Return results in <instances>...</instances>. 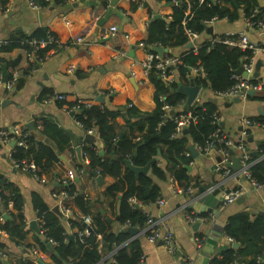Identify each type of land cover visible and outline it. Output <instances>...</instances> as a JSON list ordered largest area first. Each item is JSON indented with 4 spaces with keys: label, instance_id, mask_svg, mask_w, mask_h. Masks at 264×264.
<instances>
[{
    "label": "crops",
    "instance_id": "obj_1",
    "mask_svg": "<svg viewBox=\"0 0 264 264\" xmlns=\"http://www.w3.org/2000/svg\"><path fill=\"white\" fill-rule=\"evenodd\" d=\"M112 1L79 0L52 7L54 10L51 17L45 21L46 31L56 36L61 44L83 38L84 43L80 45L73 44L69 48L51 49L47 52V57L38 64L28 59L27 51L23 48L0 55V58L8 63L18 60L19 64L15 71L19 72L20 77L25 80L21 89H18L16 85L9 91L5 84L0 86V128L10 130L19 125L25 127L39 142L51 147L59 158V162L55 163L47 173L42 174L40 180H37L15 167L11 159L13 151L11 145H0V178L20 193L23 199L22 214L28 229V236L19 247L8 242L9 236L6 233L0 234V241L8 242V246L0 255L4 258L5 264H40V260L44 264H51L48 253L43 252L38 245L39 233L30 229L31 222H36L39 228L40 220L35 207V198H39L52 210L56 207V195L68 184H72L76 191L75 196L78 194L85 196L92 201V204H102L108 209L111 202L106 195V190L115 183V179L102 177V182L98 183L96 177L87 171L89 159L82 161L78 150L82 154L88 135L79 125L76 113L72 112L70 106L79 104L89 108L105 105L109 110L120 113L115 122L123 130L129 119L127 111L136 109L141 113H151L157 107L156 87L150 79V74H147L144 69L149 54L160 55L155 52V49L166 50L162 57L170 54L169 57L180 60L190 52L198 56L199 50L207 43L228 37L236 38L243 33L251 43L264 47V32L247 29L242 10H239L238 18L234 20L225 18L204 25L205 28L201 34L186 29L185 35L189 41L182 47L166 48L160 44L148 46L146 42L150 22L156 20L157 15L162 17L161 20L171 21L174 12L173 4L158 0H118L115 7L117 14L107 19L104 26L100 27L99 22L111 7ZM186 1L189 2V0ZM256 1L260 8L264 7V0ZM229 7L232 9L231 6ZM50 9L36 11L31 7L29 0H11L5 13L0 10V42L21 36H32L35 32L43 30L39 15L49 12ZM111 27H116L118 33L103 41L102 33L110 30ZM208 28L213 29L212 33L208 32ZM191 35L196 37L193 38ZM240 62V68H242V59ZM30 63L36 66L26 75ZM255 63L256 67L258 63L261 67L259 83L256 84L260 89L255 90L253 95L248 94L245 99H239L237 103L234 99L218 98L210 90L197 85L195 80L198 76L192 70V77L188 81L177 79L180 94H182L181 87L189 86L192 80L197 87H200V93L192 106L204 102H211L218 106L217 115L222 131L234 141H239L242 131L248 128L249 137L245 141L248 144L247 150L252 155L253 166L264 160L260 149V145L264 144V54L255 55ZM72 66L76 67L74 73L69 72ZM49 95H64L66 100L48 104L45 99ZM182 95L185 101L178 109L180 112L192 107L187 105L188 97ZM170 112H168L169 116ZM41 120L59 128L65 135V139L45 136L43 129L38 130ZM244 120H249L251 125L245 127ZM131 121L136 122L137 119L133 118ZM29 123L34 124L35 131L27 126ZM94 137L99 145L97 147L99 153L102 151L105 153L106 149L102 146L99 137L96 135ZM194 146L199 157H193L192 164L189 165L191 171L188 172L201 187L191 186L192 196L177 195L174 193L171 179L166 182L156 181L161 189V199L165 204L160 206L156 203L145 206L138 203L136 205L144 214L169 226L177 247L174 255L170 254L161 242L150 243L147 240L146 226L144 229L136 228L139 233L131 235L128 229L133 227L121 226L117 219L112 220L115 233H126L130 237L129 242L141 241L143 264H187L189 262L210 264L214 259H222L227 250H234L235 241L225 234V226L229 219L240 213H248L251 216L264 213V190L255 189L242 176L241 168L236 171L229 168L228 173L223 170L217 171L221 158L218 145V147L212 145L204 154H200L196 145ZM231 151L233 154L230 153ZM255 152L259 154V157L253 155ZM229 154L231 161L234 157L239 159L242 155L237 150H229ZM157 158L159 160L156 162L163 166L164 161L160 159V156ZM226 190H241L242 195L236 203L225 206L222 204L221 197ZM66 204L70 211L67 214L63 213L64 217L60 218L67 235L72 237L80 234V231L68 220L73 218L75 213L80 218L85 217L76 207L73 197H69ZM9 211L17 215L12 206ZM188 214L204 216L207 220L189 222ZM197 224L200 226L195 228ZM83 234L88 236L89 232L85 231ZM197 238L205 239L201 250L196 245ZM34 251H38L39 256L34 254ZM112 255H106L99 264L112 262ZM242 261V257H237L233 264H243Z\"/></svg>",
    "mask_w": 264,
    "mask_h": 264
},
{
    "label": "trees",
    "instance_id": "obj_2",
    "mask_svg": "<svg viewBox=\"0 0 264 264\" xmlns=\"http://www.w3.org/2000/svg\"><path fill=\"white\" fill-rule=\"evenodd\" d=\"M30 1L41 11H47L52 7L79 0ZM158 1L173 4L174 12L171 21L156 19L150 22L146 42L148 46L160 44L166 48L182 47L189 41L185 35L186 29L201 34L204 25L214 20L238 18L239 10L243 11L245 18H249L257 9L259 14L253 20L264 22V7L260 8L256 0ZM10 2L11 0H0V10L3 13L7 11ZM49 34L51 33L41 29L32 36H21L0 42V55L17 48L31 52L30 42L47 41ZM55 47L48 45L41 50L40 58H46L47 52L56 49ZM250 55V51H242L238 47L210 42L199 50L198 56L190 52L180 58L181 65L177 68V79L188 81L192 77L191 69L202 68L205 77H198L195 83L216 95L229 90L235 84L233 75L240 68L241 59L243 63L244 58ZM18 64V60L8 63L0 58V79L4 65L7 66L8 79H11ZM35 66L30 63L26 75ZM149 76L156 87L157 107L151 113H141L136 109L127 111L129 119L123 130L115 122L120 115L117 111H111L105 105L89 108L80 105V110L76 113L77 120L85 131L94 128L95 135L106 149V156L101 157L97 148L99 145L87 141L82 149V161L89 159L87 171L91 175L96 172L103 178L115 179V183L106 190V195L111 199L108 209L102 204H92V201L85 196L79 194L75 196L76 191L72 184L64 187L63 191L74 198V203L81 214L91 219L90 231L85 227V218H80L78 214L75 213L74 217L68 220L71 225L79 228L80 233L89 232L88 236L83 237L76 234L71 239L62 225L61 218L39 198H35V207L40 220L38 245L43 252L48 253L51 264H99L106 255L110 254H113V261L108 264H142L141 241L129 242L130 237L126 233H115L112 220L117 219L121 226L144 229L148 216L132 201L135 200L145 206L156 204L161 199V189L156 181L166 182L171 179L176 187L182 189L189 186L201 187L186 169V166L193 161L192 155L187 157L186 154L190 152V145L206 147L212 142L213 133L218 129L222 130L217 115L218 106L211 102L196 103L180 112L178 109L184 104L185 97L178 92V83L166 84L155 70H152ZM252 82L255 85L259 83V79L253 78ZM24 83V78L20 77L18 89H21ZM50 96L52 95L45 100ZM74 106L76 105L70 108ZM165 106L169 107V111L163 110ZM170 111H174L175 114L169 116ZM189 111L194 113L196 121L189 126L187 134L177 135L175 120ZM133 118L137 121L132 122ZM38 127H41L43 134L49 138L65 139L62 131L50 122L41 120ZM260 149L264 155V144L260 145ZM13 150V159L33 162L38 168L39 176L47 173L55 163L59 162L56 152L39 142L33 135L28 138L25 147L15 146ZM159 156L164 161V165L154 162L148 175L136 177L125 164V161L132 160L134 166L143 168ZM251 173L255 181L264 184V160L252 166ZM10 206L17 215L9 211ZM22 209L23 199L20 193L0 178V231L6 233L9 236L8 242L14 243L17 247L22 246L28 236ZM5 214L12 218L4 220ZM225 234L241 247L237 251L227 250L222 259H214L210 264H233L237 257L243 258V264H264V213L257 216L240 213L231 217L225 226ZM50 241L54 243L51 244L52 252L47 248ZM8 242L0 241V255L8 246ZM3 259L0 257V264H5Z\"/></svg>",
    "mask_w": 264,
    "mask_h": 264
},
{
    "label": "built area",
    "instance_id": "obj_3",
    "mask_svg": "<svg viewBox=\"0 0 264 264\" xmlns=\"http://www.w3.org/2000/svg\"><path fill=\"white\" fill-rule=\"evenodd\" d=\"M30 1V0H29ZM218 1V0H213ZM31 7L36 11H41V9L33 5L31 3ZM259 14V11L256 9L253 14L249 18H245V26L247 29H257L264 32V22L262 21H254L253 19ZM118 33V30L116 27H111L110 30L104 31L101 35V39L103 41H106L111 36H114ZM193 38L196 37V35H191ZM84 43L83 38H77L76 40H73L71 42H68L66 44H61L56 36L53 34L48 35L47 41H37L33 40L30 42L31 45V52H27V57L30 61H35L36 63L41 62L44 58H40V51L43 50L48 45H54L56 46V49H62V48H69L71 45H80ZM213 43H224L229 46H234L240 48L242 51H250V56L245 57L242 63L243 72L247 75V77L244 76H238L234 73L233 79L235 81V84L227 91L222 93H217L216 96L218 98H222L224 100H233V99H245L248 97L249 91H255L260 89L256 84H253V78L254 73L256 72V63H255V55L257 54H264V47H259L257 45H254L249 41L246 34L243 33L240 36L234 37H228L221 40H215ZM8 44V43H7ZM181 65L180 60L176 58L171 57H162L160 55H157L155 53L149 54V57L147 59V62L144 65L145 72L147 74H150L152 70H155L156 73L159 75L160 79H162L163 82L166 84L172 85L177 83V73L176 70L178 66ZM76 70V67L72 66L69 68L70 73H74ZM198 77H205V72L202 68H194L191 69ZM20 78V74L17 71H14L12 78L8 79L7 83L3 82V77L0 79V86L5 84L7 90L11 91L14 89V87L18 84V80ZM66 100V96L64 95H52L50 96L46 101V103H53V102H64ZM72 112L78 113L80 110V105L77 104L76 106L71 108ZM164 111H169V107L165 106L163 108ZM194 113L191 111L187 112L186 114L180 115L176 120L177 129L176 134L180 135L183 133L185 129H188L189 126L192 124V122H195ZM243 124L245 127H249L251 125V122L249 120H244ZM79 125L83 127V125L79 122ZM248 128L244 129L241 133V139L239 141H234L232 138H230L228 135H226L221 129L216 130L213 135L211 136L212 142H210L206 147H200L197 146V149L200 154H204L208 152L209 148L212 145L217 144L220 149V163L217 165V171L223 170L226 173L229 172L228 164H231V156L229 154V150H237L242 153L241 157L238 159L241 164V170H242V176L245 177L251 185L255 189L264 190V184H259L252 176L251 168L253 166L252 161V155L247 150V145L245 142V139L248 137L247 130ZM38 130H42L41 127H38ZM88 136H95V129L91 128L86 131ZM31 136L30 132L25 129V127L22 126H15L11 128L10 130L0 128V145H11L12 149H14L15 146L17 147H25L26 142L28 141V138ZM139 140V139H138ZM13 152H11V159L13 160V163L16 168H19L28 174L32 175L37 180H40L42 177L38 175V168L33 162H28L26 160L23 161H15L13 159ZM192 155L191 152L187 153L186 156L190 157ZM193 157V155H192ZM192 164V163H191ZM190 164V165H191ZM172 183V182H171ZM173 190L174 193L177 195H193V188L189 186L186 189H182L179 187H176L173 183ZM242 195L241 190H226L222 193V204L232 205L236 203ZM69 198V195L66 191H61L58 195H56L57 203L56 207H58L63 214L69 213V208L67 207V200ZM132 203L136 206L138 203L137 201L133 200ZM158 205L162 206L164 205V200L159 199L156 202ZM148 216V215H147ZM187 220L189 222H204V217H199L196 215L188 214ZM85 224L87 226L91 225V219L86 218ZM146 238L150 243H157L161 242L165 245L167 251L174 255L177 251L175 238L173 235V232L169 228L168 225L159 223L154 218L148 216L147 222H146ZM40 231V230H39ZM2 232L0 231V234ZM80 237H83L84 234L80 233ZM232 240V239H231ZM196 245L199 250H201L204 247L205 239L204 238H197L195 240ZM50 244H54L52 241L49 242ZM52 246V245H51ZM2 254V253H1ZM34 254L39 256L38 251H34ZM5 257V256H3ZM144 260V258H143ZM143 264V262H142ZM187 264H192V262H189Z\"/></svg>",
    "mask_w": 264,
    "mask_h": 264
},
{
    "label": "water",
    "instance_id": "obj_4",
    "mask_svg": "<svg viewBox=\"0 0 264 264\" xmlns=\"http://www.w3.org/2000/svg\"><path fill=\"white\" fill-rule=\"evenodd\" d=\"M117 2H118V0H113V1L111 2V7L107 10L105 16H104V17L101 19V21L99 22V26H100V27H103V26H104V24H105V22L107 21V19H109L111 16L117 14V12L115 11V7H116ZM53 10H54V9L51 8L49 12H47V13H41V14L39 15L40 23H41V26H42V28H43L44 30H46V27H45V21H46L49 17H51V13H52ZM156 18H157V19H162V17H161V16H158V15L156 16ZM212 30H213L212 28H208V32H209V33H212ZM155 52L158 53V54H160V56H162V54H163L164 52H166V50H163V49H155ZM260 68H261V67H260V63H258V65H257V67H256V72L254 73V77H255V78H258V77H259V74H260ZM2 69H3V74H2L3 82H4V83H7V81H8V76H9V75H8V72H7V68H6V66H3ZM235 74L238 75V76H241V75H242V76H244V77H247V75L243 72V69H242V68H240L239 70H237V71L235 72ZM180 91H181L182 94H184V95H186V96L188 97L187 105H188V106H192V105L195 103V101H196V99H197V97H198V95H199V93H200V87H197V86L195 85V83H194V80H192V81L190 82L189 86H187V87H186V86H185V87H181V90H180ZM248 94H249V95H253V94H254V91L251 90V91L248 92ZM100 101L103 102V99L100 98ZM213 102L216 103V101H213ZM234 102H236V103L239 102V99H234ZM174 114H175L174 111H171V112H170V116H173ZM27 126H28L32 131H35V127H34V124H33V123H29ZM187 133H188V129H185V130L183 131V134H187ZM86 140H87V141H90V142H95V141H96V138H95L94 136H87ZM189 151L192 153V155H193L194 158H198V157H199V154L196 152V150H195V146H194V145H192V146L190 147ZM230 153L233 154L232 151H231ZM80 154H81V153H80V150H78V155H79V158L81 159V155H80ZM159 154H160V153H159ZM104 155H105V153H104L103 151L100 152V156H103V157H104ZM253 155H254L255 157H259V154L256 153V152L253 153ZM158 160H159V158H157V159L151 161V163H149L146 167H143V168H140V167H136V166H134L133 163H132V160H127V161H125V164H126L128 170H130L132 173H134V174L136 175V177H139L140 175H148L149 172H150V170H151L152 164H153L154 162L158 161ZM227 166H228L229 168L235 170V171L241 168V164H240L239 160H238L237 158H235V157L233 158L232 163H231V164H228ZM186 169H187L189 172L191 171V167H190V166H186ZM92 175H93V177H96V180H97L98 183H101V182H102V177L99 176L98 173L93 172ZM52 212H54L56 215H58V216L61 217V218L64 217V215L61 213V211H60V209H59L58 207L53 208V209H52ZM3 218H4V220H9V219H11L10 216L7 215V214H5V215L3 216ZM199 226H200V225L197 224V225H195V228H197V227H199ZM85 227H87L89 231L91 230L89 226L85 225ZM30 229L33 230V231H35V232H37V233L40 232V231H39V228H38V225H37L36 222H31V223H30ZM128 232H129L131 235H136V234L139 233L138 229H136V228H129V229H128ZM71 239H72V237H71ZM240 247H241V246H240V244H238V243H234V244H233V249H234V250H238V249H240ZM47 248H48L51 252L53 251V248H52L51 244H47ZM39 263H40V264H44L41 260L39 261Z\"/></svg>",
    "mask_w": 264,
    "mask_h": 264
}]
</instances>
